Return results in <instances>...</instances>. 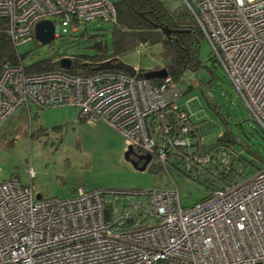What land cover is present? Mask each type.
<instances>
[{
    "label": "built area",
    "instance_id": "2783aa9c",
    "mask_svg": "<svg viewBox=\"0 0 264 264\" xmlns=\"http://www.w3.org/2000/svg\"><path fill=\"white\" fill-rule=\"evenodd\" d=\"M181 2L264 133V0ZM0 21L18 47L35 38L41 21H51L59 37L61 26L78 32L91 22L113 25L117 12L112 0H0ZM2 65L0 125L21 107L30 116L32 106L70 105L82 121L105 122L125 137L127 148L156 157V165L180 160L172 152L178 148L191 153L192 127L184 125L190 115L168 98L170 79L157 85L120 70L78 77ZM175 113L179 127L168 119ZM218 154L226 166L227 155ZM183 155L189 171L191 157ZM27 174L29 184L0 179V264H264V167L244 180L211 186L191 207L180 204L176 190L158 188H82L65 200L38 198L31 166ZM131 197L141 200L116 207Z\"/></svg>",
    "mask_w": 264,
    "mask_h": 264
},
{
    "label": "rangeland",
    "instance_id": "374dc122",
    "mask_svg": "<svg viewBox=\"0 0 264 264\" xmlns=\"http://www.w3.org/2000/svg\"><path fill=\"white\" fill-rule=\"evenodd\" d=\"M116 2L117 0H112ZM168 7H181V0H160ZM86 32L90 37L81 35ZM113 25L102 22L84 24L79 32L70 35V29L60 27V38L48 45L31 39L18 46L20 54L26 53L25 65L39 62L58 54L94 55V45L103 40L112 52ZM104 35V37H101ZM95 36V37H94ZM199 59L202 67L194 74H188L185 84H194L195 91L179 96L181 90L171 89L168 98L177 106L186 107L193 122L203 127L204 144H215L225 131L226 123L239 141L238 149L249 150L244 157L254 162V170L264 167V133L250 116L245 102L238 95L225 70L210 60L212 47L202 39ZM162 47L138 48L121 60L134 68L146 71L158 70L163 66L160 59ZM214 105L215 109L209 105ZM78 108L70 105L36 109L31 107V116L24 107L18 108L0 125V179L18 178L22 184H29L28 170L34 174L32 188L38 198L69 199L84 188L86 190L147 191L152 189H174L179 193L182 206L191 207L208 195V177L203 171L198 179L180 175L177 171L157 168V158L145 168L134 169L127 161L125 137L105 122L88 123L79 118ZM226 122V123H225ZM253 160V161H252ZM249 163V164H250ZM185 165V164H184ZM232 171L240 181L252 175V166L247 165L245 174L233 165ZM257 171V170H256ZM252 172V173H251ZM241 173L245 178L239 175ZM248 176V177H247ZM243 178V179H241ZM118 200L116 207L129 206L130 202L141 200L131 197ZM129 208V207H127Z\"/></svg>",
    "mask_w": 264,
    "mask_h": 264
},
{
    "label": "trees",
    "instance_id": "16d2710c",
    "mask_svg": "<svg viewBox=\"0 0 264 264\" xmlns=\"http://www.w3.org/2000/svg\"><path fill=\"white\" fill-rule=\"evenodd\" d=\"M114 4L117 12V21L113 24L112 52L109 51L107 42L101 40L95 43L93 49H95L96 53L92 56L55 53L49 58L25 65L23 63L26 59V53L20 54L17 52L18 47H15L10 41L5 29V23L0 21V73L3 67L2 64L8 62L14 65L19 63L23 64L27 68V71L31 73L60 70L73 76L90 77L101 72L97 68L106 61L118 63L122 61L121 59L124 56L135 52L142 45H145L146 49L160 45L162 47L160 59L163 61V66L159 67L158 70L164 68L168 73V77L162 80L156 78L151 81L157 85H161L167 79H170V83L173 84L175 89L181 90L180 93H177L179 96H185L195 91L196 86L194 84H185L184 81L188 74L194 75L202 67L198 56L200 53L199 43L204 39V35L201 33L195 21H193L194 19L188 10L183 8V6L171 7L170 9V7L160 0H117ZM78 32L70 31V35ZM81 36L86 37L87 40L93 38L86 32ZM60 37L61 35L59 34L58 38ZM101 37H104V35H101ZM63 58L70 59L71 67L68 70H63L59 63ZM210 60L218 63L215 57H213V52L211 53ZM107 71L113 72L117 71V69ZM137 72L138 78H143L146 73L145 69L142 68H139ZM209 106L215 109L214 105L210 104ZM178 107L180 111L188 112L186 107ZM175 115L176 113L168 119L172 125L179 127L180 122L175 119ZM190 117H188L189 120L184 125L192 127L189 135L192 136V140L194 141L188 149L191 153L183 148H178V152L171 150L175 156L180 157V160H171L172 157H169L167 167L165 168L167 169L166 171L175 170L180 175L190 176L193 179H198L199 172L203 171L208 176L206 177L208 180H203V182L207 183V189L209 190L211 186L222 187L230 185L237 179L233 173L231 174L232 171L237 173V169L233 165L241 166L238 169L243 174H245L244 168L247 165L252 166V174L256 170H259V168L254 170V162L250 163L245 159L244 154H247L249 150L246 147H243L242 150L238 149L240 143L234 137L226 122V130L220 134L216 143L206 145L202 142L203 136L201 129L203 127H199V123L193 122ZM219 152H224L227 155L228 163L226 166H222V158L219 157ZM170 153L169 151V155ZM183 154H189L191 157L189 171H186L183 167L184 164L186 165ZM195 155L207 157L209 160L208 163L205 165L199 164L194 159ZM157 168L164 169L161 164L157 165ZM239 175L245 178V175L243 176L241 173Z\"/></svg>",
    "mask_w": 264,
    "mask_h": 264
},
{
    "label": "water",
    "instance_id": "95a60500",
    "mask_svg": "<svg viewBox=\"0 0 264 264\" xmlns=\"http://www.w3.org/2000/svg\"><path fill=\"white\" fill-rule=\"evenodd\" d=\"M54 24L51 21H41L35 26V39L39 44L48 45L51 44L55 38H58L56 35V29L53 26ZM169 33V32H168ZM63 70H68L71 67V62L69 58H63L61 62H59ZM117 69L120 71L126 72L128 75L135 77L137 75L136 68L126 64L125 62H118V63H112L111 61H106L102 63L97 70H112ZM144 77L148 79L149 81L152 79L160 78L166 79L168 77L167 71L163 68L160 70H154V71H146ZM151 154H145L143 156H139L137 152L133 149V147L129 146L127 148V151L125 153V159L134 166V169L139 171H145L147 166L150 164L153 157H151ZM136 157L139 160H144V164L140 167L138 165V161H136L134 158Z\"/></svg>",
    "mask_w": 264,
    "mask_h": 264
},
{
    "label": "flooded vegetation",
    "instance_id": "af4514ba",
    "mask_svg": "<svg viewBox=\"0 0 264 264\" xmlns=\"http://www.w3.org/2000/svg\"><path fill=\"white\" fill-rule=\"evenodd\" d=\"M139 156H143L145 155L144 153H137ZM134 158L136 161H138V159L136 157H131ZM144 164V160H139L138 161V165L141 167Z\"/></svg>",
    "mask_w": 264,
    "mask_h": 264
},
{
    "label": "clouds",
    "instance_id": "9594fccd",
    "mask_svg": "<svg viewBox=\"0 0 264 264\" xmlns=\"http://www.w3.org/2000/svg\"><path fill=\"white\" fill-rule=\"evenodd\" d=\"M38 110H40V109H38ZM31 116V115H30Z\"/></svg>",
    "mask_w": 264,
    "mask_h": 264
},
{
    "label": "bare ground",
    "instance_id": "6f19581e",
    "mask_svg": "<svg viewBox=\"0 0 264 264\" xmlns=\"http://www.w3.org/2000/svg\"><path fill=\"white\" fill-rule=\"evenodd\" d=\"M152 161V160H151Z\"/></svg>",
    "mask_w": 264,
    "mask_h": 264
}]
</instances>
